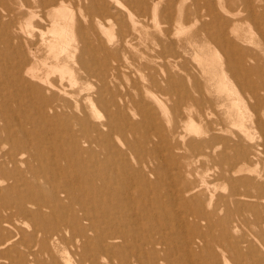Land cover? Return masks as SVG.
I'll list each match as a JSON object with an SVG mask.
<instances>
[{"label":"bare ground","instance_id":"1","mask_svg":"<svg viewBox=\"0 0 264 264\" xmlns=\"http://www.w3.org/2000/svg\"><path fill=\"white\" fill-rule=\"evenodd\" d=\"M96 1L0 0V77L16 84V89L0 97V264H35V259L30 258L47 250L50 241L73 249L63 263L51 260L49 264H264V193L253 196L231 184L229 192L216 195L208 186V175L198 180L190 169L179 166L175 178L166 183L162 172L157 173L159 165L150 167L136 152L131 164L127 152L114 143L115 131L122 133L117 118L126 127L135 129L137 123L129 116V97L115 95L107 83L108 77L123 66L118 54L111 58L119 62L110 67L106 64L110 50L101 44L96 28L105 32L109 44L114 43L98 18L103 11L109 18L112 14L107 4L106 9L99 8ZM130 1L134 8L128 11V19L134 31L145 25L138 17L148 19L152 14L155 18L158 9L162 20L155 21L153 40L166 51L151 55L142 51V80L157 84L148 61H161L162 69L165 64L176 65L182 57L172 51L171 40L166 42L173 36V28L176 32L199 22L180 47L192 45L193 37L204 35L208 43H214L215 51L222 53L216 87L228 101L226 115L235 129L246 135V111L237 102L240 95L234 96L228 82L234 81L244 95L254 100L248 105L254 112L252 122L261 139L258 144L262 146L264 163V0H191L192 9L183 8L185 0ZM71 3L78 6L79 19L70 10ZM115 4L122 6L119 1ZM241 23H253L256 41L251 34L238 31ZM25 27L38 31V39L22 37ZM132 36L127 33L118 38L125 59L130 58L124 48L133 46ZM250 43L258 45L257 49L245 45ZM169 77L165 79L164 94H170L173 88ZM62 81L68 83L64 85ZM196 88L200 92L198 85ZM19 94L25 95L33 111L43 112L39 127L48 136L54 124L50 119L64 125L67 150L60 149L50 137L45 140L32 135L36 126L25 114V104L10 106L19 102ZM181 99L174 107L171 132L179 139V147L185 145L195 155H205L208 134L187 141H183V133L178 134L182 119L188 129L202 133L191 122L196 99L186 89L181 91ZM141 103H133L140 112L144 109ZM96 105L103 106L104 113L96 111ZM164 107L161 106L163 110ZM145 109L144 115L151 117ZM212 111L209 106L208 111L200 107L197 113L207 118ZM224 151L220 152L221 161L228 167L218 168V177H232L244 169L236 165L253 161L242 147L230 152V156ZM118 158L122 160L116 162ZM254 173L253 183L264 192V181L257 180L264 176V170ZM150 174L156 180L147 177ZM254 198L259 200L261 210H252L254 218L247 220L242 217V208L254 205ZM219 210L225 215L218 216ZM249 225L253 230L246 233ZM213 227L219 231L215 239L220 257L212 254L210 262L208 256L203 261L200 253L208 249V230ZM196 245L201 248L198 252Z\"/></svg>","mask_w":264,"mask_h":264},{"label":"rangeland","instance_id":"2","mask_svg":"<svg viewBox=\"0 0 264 264\" xmlns=\"http://www.w3.org/2000/svg\"><path fill=\"white\" fill-rule=\"evenodd\" d=\"M116 1L121 2L122 6L116 5L115 4ZM191 2H192L191 0H185L183 8L191 7L192 9L193 6H191ZM96 3L99 6V8H104V9H106L105 7L107 4V6L109 7V12L112 14V18H109L108 13L106 11H103L98 18L100 19L102 25L106 28L105 29L106 32L109 31L111 33L114 43L109 44L107 42V36L105 32L101 31V29H99L96 26L97 27L96 31L97 34L99 35L101 44L109 48L110 50V54L105 60L106 64L108 65V67H110L111 65H115L117 62H119V61H114L111 58L113 55L117 56L118 54V57L120 55V64L123 66L118 68L114 72V75L112 77H108L107 83H109V87L111 89L113 88L112 91L115 95L122 94L126 97H129L128 100H131L133 103L136 104L141 102L144 103V104L141 103L140 105H142L144 109L146 108L145 110L146 111L148 110L147 113H149V115L152 117L151 118L148 117L147 115H144L143 112L144 109L141 108V112H140L137 110V108L133 106V103L131 101H128L129 103L128 110L130 113L129 116L135 123H137L135 129L132 127L123 126L120 120L118 118L116 119V122H119L120 126H122L121 127L122 133H120L119 130H117L115 131L117 133L113 134L112 138L114 140V143H116V145H118V147L121 150L127 152V158L129 159L128 162L131 164L134 162L132 157H134L133 153L136 152L139 156L143 158V160L146 163L148 162V165L150 167L157 168V166L159 165L158 168L160 169V171H158L157 173L162 172L165 178V180L163 179V181H165L166 183L170 182L175 178L177 166L183 167V169L184 168L190 169L198 180H200V177L204 175H208V186L211 191L214 190L213 193H215L216 195H220V194L224 195L227 192H229L231 184L236 185L239 191L242 193H248L253 196H258L263 194L264 192L259 188V186L256 183H253L255 181L253 179V176L255 177L254 171H258L259 173L260 172L262 173L264 170V163L261 158L263 157V154L261 153L262 146L258 144L259 142H261V139L259 137L258 129L255 128V125L252 122V119L254 118V112L251 110V107L249 106L250 104L253 103L254 100L248 98L247 97L248 95H244L241 89L240 88H239L240 90L238 89L239 86L236 85L234 81H228L230 83V86L232 85L231 90L232 91L234 90V96L236 97L237 94L240 95L238 96L240 101L238 100L237 102H240L242 108L246 111L245 124L247 126L248 133L246 131V135H244L243 133L238 132V130L235 129L236 126L233 124L232 119L228 115H226V104L228 103V101L224 98L223 94L218 92V88L216 87L217 74H219V66L223 61L222 53L219 50L215 51L216 46L214 45V43H208V39L204 35L193 37L195 41L192 42V45L188 46L186 44L185 47H180L181 45L180 43L181 42L186 43L188 37L196 30V27L197 28L199 27V22H196L195 26L193 24L191 27L182 28L176 32H175V28H173L172 26L173 28L172 33L174 32L175 35L174 33L173 36L171 34L170 39H167L165 37L166 42H169L171 40L173 42L172 51L174 53L179 52L182 55V57H179V60H177L176 63L177 66L175 64H172L170 66L165 64V68H162L163 70L160 68V65L162 63L161 61H158L157 59L148 61L149 64L152 65V67L154 68V77L157 80V84L151 85L149 81L142 80L141 74L143 71L141 70V67H139V65H141V63L145 61L144 60L145 58H143L142 55V51H145L147 52V54L150 55L154 54L155 51H161V50L164 52L166 51V49L162 48V45H156L153 40V35L156 32L155 21L156 22L162 21L159 9L156 11L154 15L155 18H152L153 17L152 14L149 15L148 19H143L138 17L137 19H139V21L142 20L145 25H143L144 27H140L139 25L137 27L138 30L134 31L128 19V11L132 10L133 7L130 0H97ZM69 6H70L69 7L70 10H73L75 17L79 19L80 16L78 11V6L74 3H71ZM174 7H177V4H175ZM22 21L26 22V18L22 19ZM84 21L85 19L83 20V24L85 23ZM252 24L253 23H241L240 25H237V29L238 31L246 34L247 36H250L251 34L252 40L256 41L257 35L255 34L254 31L255 29ZM161 26L164 27L165 24L162 23ZM24 29L25 31L22 33L21 35L22 37L27 38L29 40L35 38L38 39L39 37L38 31L32 29L31 27H25ZM248 29H250V31ZM127 33H133L132 36L133 39L131 40L133 46L130 48H124V49H128V51H126V55L127 56L130 55V58L125 59L121 55L124 53V51H122L123 47L120 46L118 43V38H121ZM30 34H33L32 38ZM245 45L252 49H257L258 46L255 43H250ZM0 64H2V62H0ZM168 77L171 80L170 83L173 85V88L172 91H170V94H164L163 90L167 87V82L165 79ZM92 81H95V79H93ZM62 82L64 83V85L68 83V81H62ZM196 85H198L201 88L200 92L196 88ZM146 87L150 88L149 91L147 92L145 91ZM14 89H16V84L14 83V81H4V78L0 77V97L3 95L6 96L8 92H10V90H14ZM184 89L190 91L191 95L197 101L196 102L197 105H194V107L192 108L193 111L191 116V122L193 120L194 126L196 125L195 127L199 128L202 133L196 134L192 130L188 129V126H186V122L183 121L182 119L178 123L179 124V126L177 127L178 134L183 133L182 134L184 135L183 141H187L188 139H198L208 134V148L206 147L203 148V150H205L206 152L205 155H198V154L195 155V152H193L191 149L186 148L185 145L180 144L181 147H179L178 144L180 143L179 139L171 132L172 130L171 123L175 115L174 107L178 105L179 102L181 103L182 100L181 91H183ZM239 91H241L242 93ZM81 95H84V92H82ZM17 97L19 99V102L18 103L12 102L10 103V106L16 104V107L18 108V106L21 103L25 104V114L27 116L28 115L31 116L32 123L33 125L36 126L35 128H33L32 135L34 137L35 136L38 137L39 139L45 137V140H47L50 137L53 140V142H55L57 145L58 144L60 145V149L67 150L68 140L66 143L67 138L63 134L64 125L58 124L56 120L50 119L49 122H52L54 124L51 130L49 131L51 135L48 136L49 133L45 131V129L39 127V122L43 120L42 117L43 112L35 111V110L33 111L30 108L31 106L27 103L26 101L27 98L25 97V95L19 94V96ZM261 97L264 99L263 93H261ZM82 101H84V99H82ZM262 102L264 103V100ZM87 103L88 102H84L85 105ZM221 103H225V104L222 105ZM162 105L165 106L164 110L161 108ZM208 106L213 109L212 113L209 116L207 115V118L199 116L197 113L198 108L204 107L208 111ZM97 110L101 114L104 113L103 106L97 107L96 105V111ZM146 117H148V119ZM47 119H49V117H47ZM91 120L98 122L94 118H92ZM69 121L70 123H72V120ZM167 123L169 124L168 126ZM77 128H78L77 126H74L75 131H78ZM160 133L162 134L160 135ZM219 138L222 139L219 140ZM240 147H242L246 151L248 156L251 157L253 161L252 162L244 161L236 165L237 167L240 166L244 169L240 173L233 174L232 177H230L227 174L223 175L224 177L223 176L218 177L217 176V172L219 170L218 168L228 167L227 166L228 163H224V162L222 163L220 154L225 150L224 151L225 154L227 156H230L235 149ZM33 153H36V151H33ZM122 155L125 154L123 153ZM257 156L259 157V159L258 160L256 158L254 159V157ZM121 160L120 158H118L116 159V162H119ZM249 169L253 170V172L249 171ZM29 176L30 175H28V177ZM214 176H216L217 178L215 177L213 179ZM147 177H149L152 180L155 179L154 174H150ZM244 179H250L252 181H250V183L249 182L247 183L245 182ZM257 180L264 181V176L262 177L259 176ZM199 182L200 181H197V183ZM5 184L6 183H2L1 186H5ZM47 187H49V185ZM248 188L251 191H249ZM252 200L254 201V205H245V207L242 208V212H243L242 217H245L247 220H252L254 218V214H253L254 209L259 210L258 208L261 207L259 200H257L256 198ZM255 201H257V203ZM217 215L220 217L224 216L225 211L219 210L217 212ZM20 226L26 229V231L30 230L29 228H27L26 225L23 226V223H20ZM249 226L250 228L246 229V233L253 230V226L252 225ZM216 235H219V231L216 227L211 228V231L208 230V249H205L203 253H200L203 261L208 256V262H210L212 254H216L218 258L220 257L219 248L216 246L217 242L215 237H218ZM39 237L40 234H38L37 238ZM37 248L38 245H35V249ZM20 249L24 251L26 250L23 249L22 247H20ZM72 249L73 248H71L70 245L67 244L63 245L61 243H55L50 241L48 243L47 250L46 249L41 250L34 258L31 257L30 260L35 259L36 261L35 264H49L51 260H55L59 263H63L64 259L72 254L71 253ZM195 250L196 252H198L199 250H201V248H198V246L196 245Z\"/></svg>","mask_w":264,"mask_h":264}]
</instances>
